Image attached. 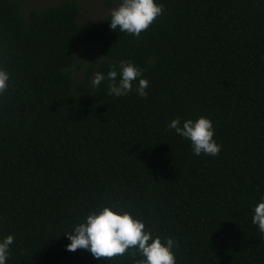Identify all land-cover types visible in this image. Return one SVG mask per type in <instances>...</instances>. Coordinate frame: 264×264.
<instances>
[{
  "label": "trees",
  "instance_id": "obj_1",
  "mask_svg": "<svg viewBox=\"0 0 264 264\" xmlns=\"http://www.w3.org/2000/svg\"><path fill=\"white\" fill-rule=\"evenodd\" d=\"M162 13L139 35L111 30L110 14L81 26L62 2L21 13L0 0V239L6 264H135L67 251L65 234L115 206L172 238L176 264H264L251 221L264 198V0H155ZM78 46L101 60L77 76ZM131 62L149 81L93 89V74ZM119 76L117 77V79ZM208 118L219 153H192L168 123Z\"/></svg>",
  "mask_w": 264,
  "mask_h": 264
},
{
  "label": "clouds",
  "instance_id": "obj_2",
  "mask_svg": "<svg viewBox=\"0 0 264 264\" xmlns=\"http://www.w3.org/2000/svg\"><path fill=\"white\" fill-rule=\"evenodd\" d=\"M162 10V5L155 0H120L118 7L110 13L108 26L112 31L118 29L137 36L161 15ZM141 72L131 62L121 61L119 71L113 68L106 74L94 73L90 87L95 89L102 81L107 80L108 94L123 97L133 90V81H136L135 92L140 98H144L147 96L149 81L141 78ZM8 81V73L0 69V94L8 88ZM167 128L188 140L195 156H200L201 153L215 156L219 153L220 145L213 139L212 123L206 117L195 120H181L177 117L168 123ZM251 221L264 234V198L252 208ZM65 236L69 241L65 246L67 251L85 249L94 259L108 260L135 248L142 257L135 264H176L172 251L175 242L172 238H166L162 243L159 236H153L146 230L142 220L134 218L127 211L117 210L115 206H105L90 212L83 222L74 226ZM13 239L12 235L0 239V264H6Z\"/></svg>",
  "mask_w": 264,
  "mask_h": 264
},
{
  "label": "rangeland",
  "instance_id": "obj_3",
  "mask_svg": "<svg viewBox=\"0 0 264 264\" xmlns=\"http://www.w3.org/2000/svg\"><path fill=\"white\" fill-rule=\"evenodd\" d=\"M21 13L23 16L31 10H42L49 6L58 5L62 2H74L79 11L78 23L81 26L99 24L113 9L118 7L120 0H21ZM77 56V76L83 74L86 66L101 60L100 54L92 47L78 46L74 49Z\"/></svg>",
  "mask_w": 264,
  "mask_h": 264
}]
</instances>
